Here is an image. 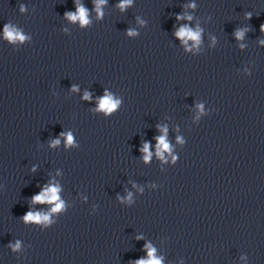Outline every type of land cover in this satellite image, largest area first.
<instances>
[{"label":"clouds","instance_id":"1","mask_svg":"<svg viewBox=\"0 0 264 264\" xmlns=\"http://www.w3.org/2000/svg\"><path fill=\"white\" fill-rule=\"evenodd\" d=\"M105 3H106V0H95V11L97 12L98 17L103 15L101 6L104 5ZM131 4H132V0H121V3L118 5V7L123 11ZM190 7H195V5L194 4L190 5ZM23 10L24 9L22 6L21 11ZM65 17L72 22L79 21L81 26L88 25L90 23L89 18H88L89 17L88 10L83 5H77L76 12H66ZM246 17L250 19L251 13L246 14ZM176 18L177 20H180V19L191 20L192 19L191 16H187V15L177 16ZM261 31L264 32V25H261ZM4 34H5V38L10 42H15L17 40L23 42L27 38L24 34H22V32L18 31L16 28H14L13 26L9 24H5ZM135 34L136 33L133 32L132 30H129L128 32V35L130 36L135 35ZM235 35L237 39H242L244 36V31L238 30L235 33ZM175 36L179 38L182 41V43L185 45H187L188 41L190 40L194 42V45H198L200 43L201 30L199 28L193 30L188 25H183L175 32ZM73 90H75V88ZM84 99H89L88 93H85ZM119 104H120L119 100H114L110 94L106 93L105 96L102 97L99 101L98 110L104 111L105 115L107 116L115 112ZM198 107H200L201 110H203L202 105ZM161 131L164 132L165 135H161L157 137L158 143H157L156 154L161 159H163L164 152L170 151V146L166 140L167 128H162ZM61 135L66 136L67 145L73 144V136L70 132L67 134L62 133ZM59 143H60V140L56 139L52 141V146L58 145ZM141 151L144 153V157H143L144 160L146 162L149 161L151 159L152 153L149 151V144L147 142L143 144ZM173 159L175 160V157ZM59 191L60 189L58 186H49L43 189L39 194L33 196L32 197L33 203H41V204L48 203V204H54V206L51 208V211L47 214L41 213V212L28 211L23 216V220L26 223L32 222L35 224L43 225L45 227L50 225L52 222L50 220L51 213L60 212L64 207L63 201H60V198L58 195ZM129 199H131V193H129ZM19 246H20L19 241H17L15 245V249H18ZM146 247H149V246L146 245ZM154 252L155 250L149 247L148 255L150 259L149 260H139L136 262V264H160V260L154 257Z\"/></svg>","mask_w":264,"mask_h":264}]
</instances>
